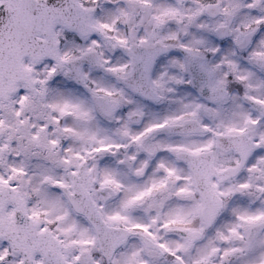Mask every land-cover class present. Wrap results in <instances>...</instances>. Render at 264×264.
<instances>
[{
  "label": "snow or ice",
  "instance_id": "6c2138e0",
  "mask_svg": "<svg viewBox=\"0 0 264 264\" xmlns=\"http://www.w3.org/2000/svg\"><path fill=\"white\" fill-rule=\"evenodd\" d=\"M0 264H264V0H0Z\"/></svg>",
  "mask_w": 264,
  "mask_h": 264
}]
</instances>
